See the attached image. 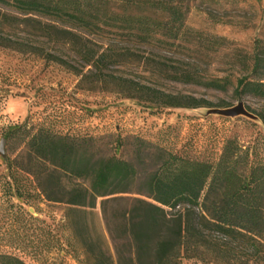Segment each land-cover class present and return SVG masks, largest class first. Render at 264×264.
Instances as JSON below:
<instances>
[{
	"label": "trees",
	"instance_id": "obj_1",
	"mask_svg": "<svg viewBox=\"0 0 264 264\" xmlns=\"http://www.w3.org/2000/svg\"><path fill=\"white\" fill-rule=\"evenodd\" d=\"M253 1L250 6L262 12L259 21L218 17L222 25L256 26L260 34L252 49H232L223 36L214 41L218 55L232 52L230 63L242 74L236 92L264 99V0ZM181 4V0H0V48L43 56L73 71L81 77L80 84L93 89L103 86L163 108L207 107L208 101L167 95L114 73L116 65L153 61L158 70L171 68L175 80L227 89L230 75L208 79L186 66L169 67L154 58L163 56L160 52L172 56L199 52L201 45L188 40L194 29ZM119 37L133 43L128 59L117 43ZM59 48L69 50L77 64L56 53ZM257 116L264 124V110ZM18 129L29 157L26 170L47 200L67 205L68 225L92 264H184L185 259L264 264V163L251 160L250 151L237 140H227L216 164L140 140L138 158L147 154L156 163L139 185L136 166L111 154L101 138L59 134L44 126ZM11 136L8 133L5 139ZM10 172L7 178L13 179V169ZM67 178L77 182L69 184ZM99 202L115 256L89 231L86 215ZM0 264L26 262L5 253L0 254Z\"/></svg>",
	"mask_w": 264,
	"mask_h": 264
},
{
	"label": "rangeland",
	"instance_id": "obj_2",
	"mask_svg": "<svg viewBox=\"0 0 264 264\" xmlns=\"http://www.w3.org/2000/svg\"><path fill=\"white\" fill-rule=\"evenodd\" d=\"M181 1L183 9L189 11L187 24L194 29L188 40L201 45L199 52L175 56L160 52L163 56L154 58L169 67L186 66L208 79L230 75L232 83L227 89L175 80L170 76L171 68L158 70L153 61L126 62L113 69L116 75L135 79L167 95L208 101L211 105L207 107L163 108L103 86L93 89L90 84H80L81 77L73 71L43 56L0 48V145L12 133L5 146L6 156L0 154V254L19 256L26 264H92L81 240L68 225L67 205L47 200L35 176L26 170L30 164L22 130L18 129L22 125L31 131L44 126L59 134L101 138L111 154L116 152L136 166L139 185L156 163L147 154L138 158L140 140L182 157L216 164L227 140L232 138L250 151L251 160L264 163V124L260 119L210 112L211 108L234 107L240 102L255 115L264 110V99L236 92L237 78L242 74L230 63L232 52L218 55L214 41L223 36L232 42V49L250 51L260 34L258 28L222 25L218 17L259 21L261 10L250 6L253 0ZM111 39L104 41L113 43ZM117 41L127 54L125 58L131 57L127 49L133 43L127 38ZM56 53L77 64L69 50L59 48ZM10 165L13 179L7 178ZM66 181L77 182L69 178ZM126 196L146 198L140 194ZM86 220L93 238L115 256L100 202L96 209H89ZM184 264L207 263L185 259Z\"/></svg>",
	"mask_w": 264,
	"mask_h": 264
},
{
	"label": "water",
	"instance_id": "obj_3",
	"mask_svg": "<svg viewBox=\"0 0 264 264\" xmlns=\"http://www.w3.org/2000/svg\"><path fill=\"white\" fill-rule=\"evenodd\" d=\"M211 113H218L227 117H238V116H247L250 118H255L257 117L259 119V117L257 115H255L254 113H252L251 111H249L244 102H240L238 105L234 106V107H228V108H211L210 110ZM7 143V139H3L0 145V154L2 156H6V151H5V146Z\"/></svg>",
	"mask_w": 264,
	"mask_h": 264
}]
</instances>
